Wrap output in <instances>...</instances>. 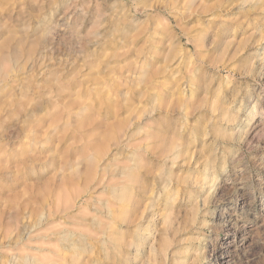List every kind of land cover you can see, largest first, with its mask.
<instances>
[{"label":"rangeland","instance_id":"rangeland-1","mask_svg":"<svg viewBox=\"0 0 264 264\" xmlns=\"http://www.w3.org/2000/svg\"><path fill=\"white\" fill-rule=\"evenodd\" d=\"M0 264H264V0H0Z\"/></svg>","mask_w":264,"mask_h":264},{"label":"bare ground","instance_id":"bare-ground-1","mask_svg":"<svg viewBox=\"0 0 264 264\" xmlns=\"http://www.w3.org/2000/svg\"><path fill=\"white\" fill-rule=\"evenodd\" d=\"M222 258V257H221Z\"/></svg>","mask_w":264,"mask_h":264}]
</instances>
